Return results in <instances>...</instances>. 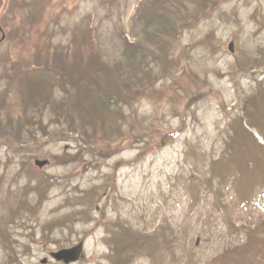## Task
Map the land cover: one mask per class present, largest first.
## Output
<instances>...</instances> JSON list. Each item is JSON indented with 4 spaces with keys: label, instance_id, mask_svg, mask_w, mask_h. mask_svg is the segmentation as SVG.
Instances as JSON below:
<instances>
[{
    "label": "rangeland",
    "instance_id": "374dc122",
    "mask_svg": "<svg viewBox=\"0 0 264 264\" xmlns=\"http://www.w3.org/2000/svg\"><path fill=\"white\" fill-rule=\"evenodd\" d=\"M21 1L0 0V264L81 240L72 264H264V0Z\"/></svg>",
    "mask_w": 264,
    "mask_h": 264
},
{
    "label": "water",
    "instance_id": "95a60500",
    "mask_svg": "<svg viewBox=\"0 0 264 264\" xmlns=\"http://www.w3.org/2000/svg\"><path fill=\"white\" fill-rule=\"evenodd\" d=\"M45 162H36L37 165H42L44 164ZM80 247H81V244L77 245L76 247H73V248H70V249H67V250H60L56 253H52V256L56 259V260H63L64 262H71V261H74L78 254H79V251H80Z\"/></svg>",
    "mask_w": 264,
    "mask_h": 264
}]
</instances>
